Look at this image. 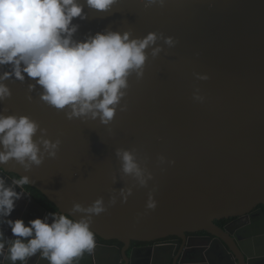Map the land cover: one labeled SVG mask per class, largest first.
<instances>
[{"label": "water", "instance_id": "obj_1", "mask_svg": "<svg viewBox=\"0 0 264 264\" xmlns=\"http://www.w3.org/2000/svg\"><path fill=\"white\" fill-rule=\"evenodd\" d=\"M84 11L87 19L73 21L79 25L75 39L111 29L141 38L162 33L177 43L169 47L158 40L163 50L155 58L146 50L144 75L129 77L121 101L127 110L118 109L109 125L85 117L69 120L67 109L40 99L39 85L29 91L30 78L0 81L12 92L0 101V112L28 115L47 129L45 138L61 140L55 158L46 156L29 171L14 159L0 167L30 178L62 213L101 196L108 204L114 190L132 187L127 202L120 197L93 218L94 233L105 239L129 243L176 235L187 242L186 232L205 231L206 242L199 248L190 243L186 258L184 252L173 264H214L211 255L217 251L209 245L214 239L228 264H263L264 213L254 226L258 237L245 235L251 237L245 241L215 221L264 205V0H166L150 7L144 0H119L107 13L86 5ZM10 71L0 65V74ZM197 73L209 79H198ZM197 89L203 102L194 98ZM118 148L133 150L153 173L147 187L122 173ZM160 155L175 163H158ZM153 188L158 204L147 209ZM91 253L90 264L99 261L97 252ZM125 264H135L132 255Z\"/></svg>", "mask_w": 264, "mask_h": 264}, {"label": "clouds", "instance_id": "obj_2", "mask_svg": "<svg viewBox=\"0 0 264 264\" xmlns=\"http://www.w3.org/2000/svg\"><path fill=\"white\" fill-rule=\"evenodd\" d=\"M119 0H0V65H8L10 72L0 74V81L14 76L21 81L30 78L31 92L37 85L42 89L40 99L58 110H65L69 120L73 118L99 119L109 125L117 110L126 111L122 98L127 95L129 77L135 73L137 79L144 75L151 48L153 58L163 50L157 43L163 39L169 47L177 40L162 33L149 32L144 37H133L129 31L111 29L89 35L78 40L74 36L79 25L74 19H87L85 5L97 12L107 13ZM145 7L166 0H144ZM198 79L207 80V74H196ZM12 95L11 89L0 82V101ZM197 101L205 97L199 89L194 93ZM31 100V96L28 97ZM41 136L36 138L37 132ZM47 129H41L38 121L28 115L4 114L0 112V164L15 160L25 171L43 163L46 156L55 158L61 140L45 138ZM43 146V149L41 148ZM116 156L121 160V171L133 178L136 184L147 187L153 173L147 165H141L131 149L118 148ZM167 161L160 155L158 163ZM25 177L20 183L7 184L0 178V257L10 264H29L37 253L49 264H74L85 252L96 247L95 233L91 227L93 218L107 211L122 197L127 202L132 187H123L105 203L104 197L97 198L85 206L76 202L70 213H50L37 217L27 224L23 218L10 219L16 201L24 193L15 186L29 182ZM114 182L116 178L114 177ZM155 188L150 190L147 209H155ZM75 213H81L76 218ZM51 218V222L50 221ZM139 219V216L137 217ZM11 228L12 237L5 235L3 225Z\"/></svg>", "mask_w": 264, "mask_h": 264}, {"label": "flooded vegetation", "instance_id": "obj_3", "mask_svg": "<svg viewBox=\"0 0 264 264\" xmlns=\"http://www.w3.org/2000/svg\"><path fill=\"white\" fill-rule=\"evenodd\" d=\"M0 178H4L9 185H11L13 182L20 183L24 180L18 174L7 171L1 167ZM32 188L35 187L31 186L28 182L21 183L20 186H15V190L17 192L22 191L24 195L21 199L16 201V207L12 212L10 219L15 220L17 218H23L27 224L30 220L37 217L43 218L46 215L54 212H57L58 214L62 213L56 206L55 207L57 209L52 210L49 208V206L39 202L35 198ZM34 201H36V203ZM49 202L51 201L49 200ZM42 207L43 210L41 209ZM262 213H264V205L260 204L257 205L247 215L237 218L231 217L218 219L215 221V223L218 227L222 228L223 231H226V229H232L233 231L238 232L245 241L251 238L245 237V235H252L254 238L258 237L254 231V226L255 224L261 222ZM49 222H51V218ZM252 222L253 225L251 224ZM248 225H252L251 228H246L249 229L250 234L246 231V229H242L244 226ZM3 229L6 238L12 237L11 228L7 224L3 225ZM207 235L208 233L205 231L197 233L186 232L187 242L176 235H168L153 240H131L128 243L118 238L105 239L95 234L96 247L91 254L94 256L97 252L98 255L96 257L99 259V261L93 264H125V260H127L131 255L135 264H145L146 262H150V264H173L178 259L179 255L181 257L182 253L184 252V258H186V249H188L187 247L190 246V243H195V248H199L198 244L206 242V239L204 238ZM213 238L215 237L213 236ZM209 245L217 251L213 252L211 255L214 264H221V262H223V264H228L231 261L227 255L223 253L220 244L216 242L215 239ZM103 252H105L106 255ZM87 254L88 252H85L81 257L77 258L74 261V264H90V262L87 260ZM5 261H7L6 258L0 257V264H10V262L7 261L5 263ZM261 262L264 264V260H261ZM17 264H20V262H17ZM29 264H49V261L47 259H41L40 254L37 253L35 256L30 258Z\"/></svg>", "mask_w": 264, "mask_h": 264}, {"label": "trees", "instance_id": "obj_4", "mask_svg": "<svg viewBox=\"0 0 264 264\" xmlns=\"http://www.w3.org/2000/svg\"><path fill=\"white\" fill-rule=\"evenodd\" d=\"M32 192H33L35 198L39 202H41L44 205L49 206V208L52 209V210H56L57 209L53 203L49 202L47 197L40 190H38L36 188H32Z\"/></svg>", "mask_w": 264, "mask_h": 264}]
</instances>
